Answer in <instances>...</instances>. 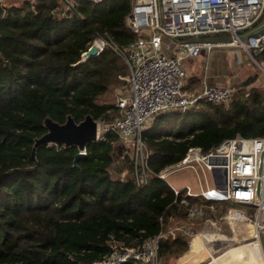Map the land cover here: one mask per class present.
Returning a JSON list of instances; mask_svg holds the SVG:
<instances>
[{"label": "trees", "instance_id": "obj_1", "mask_svg": "<svg viewBox=\"0 0 264 264\" xmlns=\"http://www.w3.org/2000/svg\"><path fill=\"white\" fill-rule=\"evenodd\" d=\"M58 10L56 0L0 9V264H93L107 253L109 237L136 244L177 210L172 190L154 173L189 146L208 150L236 135L264 137V90L252 86L227 104L200 101L157 114L141 131L150 171L141 186L129 165L124 177L111 176L119 151L112 133L87 142L76 166L75 145L40 144L31 158L45 118L61 124L68 115L75 123L114 116V103L97 99L123 73L120 58L103 50L77 61L96 33L120 46L135 37L124 23L129 0H79L81 17ZM255 56L264 67V51ZM186 247V238H163L158 254Z\"/></svg>", "mask_w": 264, "mask_h": 264}, {"label": "built area", "instance_id": "obj_2", "mask_svg": "<svg viewBox=\"0 0 264 264\" xmlns=\"http://www.w3.org/2000/svg\"><path fill=\"white\" fill-rule=\"evenodd\" d=\"M56 1L59 12L81 17L79 0ZM4 2L0 0L2 12ZM263 19L264 0H129L124 23L134 33V39L120 46L107 34L96 33L86 46L87 49L94 44L96 55L109 50L124 66L121 78L127 90L114 101L116 113L108 120L96 121L95 140L105 133L117 138L119 151L111 166L126 163L131 167L135 185H144L150 171L146 165L148 149L141 139V131L157 114L195 108L200 101L227 104L237 93V87L230 84L203 83L195 90H183L182 79L186 74L182 62L197 57L201 50L230 47L244 51L253 60L252 53L264 51V32L253 33ZM78 151L85 152L84 148ZM195 167L210 172L211 188L193 193L188 186L179 189L171 186L170 174L181 169L195 170ZM222 168L223 183L219 170L214 175L211 173L212 169ZM154 175L172 190L176 211L183 213L187 220L183 219L182 223L173 220L177 218L176 211L165 219L160 217L156 234L129 246L109 237L107 253L93 264H161L159 241L179 235L193 237L195 232L190 220L204 215L201 201L228 202L251 209L253 216L228 207L219 217L232 232L229 248L243 246L245 250V245L264 240V137L236 135L208 150L189 146L180 160L164 165ZM189 197L197 200L190 201ZM205 224H213L212 219L206 217ZM240 264L247 262L241 263L240 259Z\"/></svg>", "mask_w": 264, "mask_h": 264}, {"label": "rangeland", "instance_id": "obj_3", "mask_svg": "<svg viewBox=\"0 0 264 264\" xmlns=\"http://www.w3.org/2000/svg\"><path fill=\"white\" fill-rule=\"evenodd\" d=\"M25 1L32 3L34 0H5L4 3L6 6H9V5L19 6ZM222 49H227V48H222ZM234 50L237 51L236 49ZM201 54H202V50L199 52L198 57H195L193 59H185L183 61L182 69L184 70L186 75L183 77L182 80L186 81V83L183 82V85L184 83L187 85V88L182 87L183 90L188 89L192 91V90L199 88L198 87L200 86L199 82H197L198 80H196V78L193 76V73L199 74V75H202L203 73L200 71L199 72L189 71L187 70L186 67L189 64H191L192 60H194L195 63H198L197 61H199ZM237 54L238 56L239 55L241 56L240 59L236 57L235 60L234 59L228 60L224 69H223V65L216 69V71H219V73H217L218 75L221 76L223 72H225L223 75L226 76L223 82H221L218 85L230 84L235 87H238V85L241 84V86L239 87L240 89L239 88L237 89V93H240L241 91L242 95H245L247 89L252 86H255L256 88H260L264 90V67L260 66L259 64L255 62L256 61L255 54L252 53L253 60L249 58L245 54V52L242 50H239V53ZM184 62L186 63L187 66L185 65ZM124 73L125 71L123 70L122 74L118 73V75H116L117 82L109 86V88L98 97L97 101L99 103L107 102V103L113 104L116 97L122 95L127 90V86L125 85L124 81L121 78L124 76ZM245 82H247V84H245ZM101 120L102 119H96V121H101ZM122 165L123 164H121V166H117V167H120L119 168L120 170L119 169L117 170L116 169L117 167L115 168V166L110 167L109 172L112 177L122 178L125 176L126 163H124V166ZM168 181L171 184V186L176 189H179L183 186H188L191 192L193 193H199L200 191H204L206 188L212 187L210 172L207 170L202 171L198 167H195V170L181 169L173 174H170L168 176ZM227 207H231L233 209H239L247 214L249 213L250 216H253V213L251 212L250 208H246L245 206L237 205V204L231 205L228 202H222L221 205H219L218 207H215L214 210L217 211L219 208L218 215H220V213L224 212V210L227 209ZM219 222L222 223V221H219ZM218 230H220L224 234H230V232L226 229L225 226L219 227ZM237 254L239 258L238 260L243 259L247 262V264H259V262H262L260 257H257V258L252 257L255 254H259L257 250H254V248L252 250L248 249V250L240 251ZM239 256H242V257H239ZM225 258L229 260V257H225Z\"/></svg>", "mask_w": 264, "mask_h": 264}, {"label": "crops", "instance_id": "obj_4", "mask_svg": "<svg viewBox=\"0 0 264 264\" xmlns=\"http://www.w3.org/2000/svg\"><path fill=\"white\" fill-rule=\"evenodd\" d=\"M237 53H239V51H235L232 48L212 49L210 51L202 50V54L200 56V59H199V61H197L198 63H195L194 60H192L191 64H189L188 66L186 65L185 62L184 63L187 66L186 67L187 70L192 71V72H195V71L199 72L200 71L203 73L202 75L193 73V76L196 78V80H198L197 82H199L200 86L203 83L208 84V85H218L221 82H223V80L226 78V76L223 75L225 72H223V74L221 76L218 75L217 73H219V71H216V69L222 65H223V69H224L228 60H233V59L235 60L236 57L240 59L241 56L240 55L238 56ZM187 78H188V76H187ZM183 82L186 83L185 80ZM185 83L183 85V88H187V85ZM226 83H228V82H226ZM200 86H198V87H200ZM238 88H239V86L237 87V89ZM184 90L190 91L188 89H184ZM196 200L197 199H195L193 201H196ZM200 203L202 204L204 215L201 216L200 218H194V219L190 220V223L192 225V229L195 232V235L193 237H191L190 239L186 238L187 239V247L180 254H178V253L171 254V255H160L159 254L161 264H185V263L186 264H210V261H211L210 256L211 255L217 257L224 252H226V253L221 255L218 259L219 264H240V260H234V259L228 260L226 258H221V257H224L230 251V250L227 251L229 248L228 246H230V244H231L230 239H228L227 242H225L227 244L224 243L221 246H219V248H217V249L209 250L211 254H205L204 256H201L202 253H201V250H199V249L196 250L195 252H189L191 245H192V241L197 237V235H200L202 232L209 231L213 228H216V227L219 228V227L225 226L226 229L230 232V235L232 237V232L230 231L228 226L226 224H224L223 222L220 223L219 222L220 220H218L223 212H221L220 215H218L219 214L218 213L219 208L217 211L214 210V208L221 205V203L220 202L210 203L208 201H201ZM176 212H178L176 214L177 218H173V220H176L177 222L182 223V221L184 219L183 213H181L179 210ZM206 217H210L213 221V224L206 225L205 224ZM186 220L187 219H184V221H186ZM171 222L169 221V223H171ZM179 236L185 238L184 236H181V235H179ZM165 238H167V237H165ZM169 239H171V238H169Z\"/></svg>", "mask_w": 264, "mask_h": 264}, {"label": "water", "instance_id": "obj_5", "mask_svg": "<svg viewBox=\"0 0 264 264\" xmlns=\"http://www.w3.org/2000/svg\"><path fill=\"white\" fill-rule=\"evenodd\" d=\"M264 32V19L262 22L254 28V34ZM217 39V38H215ZM96 55V46L91 44L87 49L80 53L77 63H82L86 59L91 58ZM247 84V82H245ZM239 87L241 84L238 85ZM43 126L46 132L40 137L36 138L33 142L30 151V157H34V148L40 144H54L59 145H75L77 152L74 154L72 159V165L76 166V161L78 158L83 156V152L78 151L84 148V145L95 140L96 132V120L92 119L90 115H85L84 118L75 123L72 118L68 115L63 123L58 124L53 122L49 118L43 120ZM216 170H219L222 174V183L224 181V169H212L211 173L214 175ZM262 247L264 250V240L262 241Z\"/></svg>", "mask_w": 264, "mask_h": 264}, {"label": "bare ground", "instance_id": "obj_6", "mask_svg": "<svg viewBox=\"0 0 264 264\" xmlns=\"http://www.w3.org/2000/svg\"><path fill=\"white\" fill-rule=\"evenodd\" d=\"M228 239H231V235L230 234H224L223 232L218 230V228L216 227V228H213L209 231L202 232L200 235H197V237L192 241V245H191L189 252H195L196 250L199 249V250H201V253H202L201 256H204L205 254H211L209 250H214V249L219 248V246H221L222 244L227 242ZM261 246H262V240H261V243H260V241L258 242L256 240L254 243H251L249 245H245L244 248H245V250H248V249L252 250L253 248H254V250H257V252L259 254H255L252 257L253 258L260 257L261 261H263L264 260V252L262 250L263 247H261ZM227 251H229V252L224 257H221V258L229 257V259L238 260L239 258H238L237 253L240 251H244V250H243V246H238L236 248H229ZM225 253L226 252L222 253L221 255H223ZM221 255H219L217 257L211 255L210 256V258H211L210 264H219L218 259ZM239 257H242V256H239ZM242 260L243 259H241V263H242ZM259 264H263V263L259 262Z\"/></svg>", "mask_w": 264, "mask_h": 264}]
</instances>
